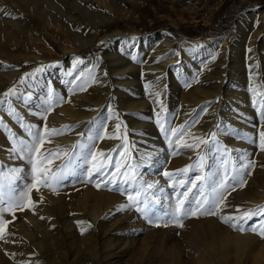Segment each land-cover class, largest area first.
<instances>
[{
  "label": "rangeland",
  "instance_id": "obj_1",
  "mask_svg": "<svg viewBox=\"0 0 264 264\" xmlns=\"http://www.w3.org/2000/svg\"><path fill=\"white\" fill-rule=\"evenodd\" d=\"M4 1L7 7L15 14L28 18L27 24L32 25L35 30L36 40L34 43H29L30 46L23 39L18 40L17 42L20 45L12 47L13 49L11 48L14 50L13 53L11 52L12 56H7L8 54L0 56V67L4 66L7 68L5 72L2 70L0 73L17 71L15 82L7 89L0 91V97L14 85L17 86L19 92L27 95L30 90L27 87V81H25V84H20V79L26 77L29 72L35 71L37 67L49 65V63L56 65V67L47 68L38 77L43 83L51 85L54 92L64 99V102L56 105L52 112L59 111L62 114L70 115L68 104L66 103V100L70 98L75 103L71 107L76 112H83L82 114L87 116L77 120V122L74 121V123L65 122L60 129L67 125L71 131L66 133L76 136L77 139L75 141H77L81 139L79 133L87 132L93 126L92 122L108 118L109 133L114 130L116 123L122 125L121 131L127 135L129 144L134 146V158L141 152H145V149L137 148L136 145L139 143L146 145L153 141L155 143L154 152L151 155L153 157V166H145L141 171L146 180L159 181L160 185L165 188V193L170 194L171 189L168 187V182L161 175L162 171L176 172L188 166L193 163V159H190V157H194L195 153L177 148L176 151L179 154L176 156L171 155L173 147L168 144L165 136L155 124L158 106L150 96V91L161 92L160 100L165 107V116L171 121L173 127L183 128L190 125L187 128L188 133L199 137H205L209 132H216L219 128L221 135L217 139L225 147L233 150H239L238 147L246 142L235 138L237 131L248 133L257 140V145H251L246 142L248 146L246 151L252 153L250 159H255L257 166L252 170L251 175L246 177V186L228 195V199L225 202L226 207L222 214L238 215L239 213L236 212L237 208L242 211L264 208V199L260 200L257 197V204H252L245 198V194L248 196L253 195L255 189L253 183L255 184L258 181L259 184L264 185V158H262L264 152H260L258 149L259 132L264 131V125L260 122L259 112L253 104L252 92L249 88L251 86L256 87L261 94H264V17H260L261 12L264 11V1L234 0L232 5L240 3L239 8L232 9L231 13L227 9L223 16L219 14L218 18H215L214 16L219 9L223 11L226 8L227 0H75L78 6L83 7L84 10L88 11L90 9L88 12L107 19L96 30H92V24L86 25L83 22L77 9H71L69 6H64L65 9L61 8L62 11L59 14L57 13L58 16H55L57 19L56 23H51L45 27L41 20L29 16L26 11L19 9L20 6L19 8L15 7L13 0ZM237 11L238 13L233 16L234 12ZM225 15H228V17H224ZM222 17L226 20L223 21ZM249 18H251V22ZM76 19L80 20V24L74 22L77 21ZM218 23H223L222 27H217ZM249 23L250 28H247L246 26ZM248 29H251V31ZM257 29L259 32L256 34L254 30L257 32ZM213 30L214 34L211 35ZM9 32H0V42L5 46H8L10 41L16 42L14 40L17 34L15 32L12 33V30ZM130 32H135L142 37L165 34L173 39L171 52L174 54V59L168 64L164 72H159L158 70L160 69L158 67L168 61V59L162 61V57L158 55L160 51L157 48L160 45H156V47L149 50L153 53L151 56L148 54L147 49L133 46L130 43H126L128 44L126 46L121 39L111 36L113 33L126 35V33ZM208 32L211 33L208 34ZM242 34L246 37H244V43H242L243 57L238 61L237 69L232 70V65L226 59L223 69L219 71L220 73L210 75L209 72L215 71V67H218L217 62L221 56L230 52L231 46ZM107 36L108 38L104 39ZM22 41L24 43H19ZM217 41H223V52H217L214 60H204L195 70H193V66L189 67L190 65L182 64V52H192ZM194 46L196 47L194 48ZM112 47H114L113 53H118L123 58L119 65L128 64L126 65L127 67L131 66L130 70L126 72L132 75V78L128 76L129 81H132L124 87H119L120 92H124L120 98L121 106H118L116 93V85L118 87V84L114 80L116 77L110 74L106 57L107 51ZM193 48L194 50L190 51ZM2 50L1 47L0 51ZM135 50L136 53L134 55L133 51ZM75 58H79L84 62L91 58H98L102 62L104 67L102 75L108 81L106 88L108 92L107 98L112 111L114 110L116 113V123H110L109 111H107V108H102L99 103L93 102L90 106L83 105L87 101L86 98L88 100L89 98H102L100 94L104 93L101 85L102 80L99 79L96 69H94L96 83L91 84L83 92L69 94V85L65 83V80L71 78H66L65 72L72 70ZM88 68L91 67L86 68L82 64L77 67L76 71L83 69L84 73L87 74ZM255 74L258 75L259 79L254 78L256 77ZM256 79H258L259 84L255 85L254 81ZM186 81L191 84L190 87L185 86ZM232 85L235 89L240 88L245 93L243 100L246 102V107L240 108L238 106L239 100L237 99H233L234 101L229 100L231 99L229 92ZM149 86H152L151 89ZM42 88L31 89L32 99L34 98V92ZM212 88H214V91H218L215 92L214 97L200 100L194 105L191 96L194 95L196 89ZM125 89L129 91L126 93ZM257 99H259V96ZM133 102L145 103L146 105L143 108L141 107L142 109H139V111L127 108ZM31 103L32 100L29 104ZM13 107L15 106L13 105ZM17 112L19 113L18 110ZM6 115L13 123H16L8 113ZM184 115L186 116L185 120L179 118L180 116L184 117ZM71 117L75 116L71 115ZM24 121L28 123V119H24ZM38 123L39 125L37 126L42 128L43 120L39 118ZM207 125L209 127L206 132L204 129ZM226 129L230 130L233 135H229L225 131ZM23 134L26 135L25 133ZM0 135L6 141L0 145L1 160V153H7L10 144L3 129H0ZM107 139L97 141L98 151L100 145L103 142H107ZM186 139L191 140V136H186ZM120 143L121 141L118 140L117 145L119 146ZM69 147V145H65V148ZM112 151L107 149L105 153ZM6 158L9 163L22 162L11 161L8 157ZM115 158L116 156L113 153V159ZM60 163L61 161L59 160L55 161L53 167H58ZM209 163H212V161H209ZM25 172L27 171L25 170ZM24 182L23 180L18 181L20 184ZM87 189L98 192L92 184L82 183L67 184L59 195L53 194L47 189H42L39 193L34 191L32 194L33 200L37 204L35 213L42 212L41 214L44 215L43 220L46 221L48 219L47 222L52 224V227L48 229L50 234L40 240V243H42L40 253L42 254L37 253L39 251H30L31 247L26 249L27 253L22 254L21 250L24 251L25 243H18L14 236L18 235L19 232H16L15 226L9 224L7 242H5V245L0 246V254L3 255V258L5 259L7 256L6 261L14 264H24V262L27 263L29 261H33L32 263L35 261V263L37 262L36 264H52L47 259H52L53 253L58 251L60 258L64 256L70 257V264H172V261L177 264H194V259L191 258L194 255L193 253L196 252L194 246L202 253L204 249H207L204 237L209 231L207 227L211 220L215 221L216 219L220 227H224L232 233H239V231H234L224 225L217 217L190 218L185 222L188 227L184 229H177L171 226L168 228L150 227L134 210L124 212L118 210L121 204L126 203L125 195L104 189L99 191L109 194V202L102 206L101 214L94 219L91 216L93 202L88 200V202L84 203L82 199L84 191ZM45 193L51 197L45 196ZM41 196L43 197V203L40 202ZM164 203L167 204V201H164ZM26 211L32 212L27 209L21 211V213L17 211L14 220L10 215L7 217L12 218L11 221L23 222ZM228 212L229 214H227ZM105 217L107 218L105 219ZM49 218L54 220L55 223L49 221ZM262 219H264V216L257 214L247 222L245 227L256 226ZM78 221L84 222L85 226L90 223L93 227L82 235L77 229L78 227H76ZM244 234H251L256 238L257 243L264 244V238L258 234L251 232ZM70 235L77 238H88V241H84V248L79 250V252L73 251L74 247L70 245L72 242V239H69ZM52 242L53 244H51ZM49 243L50 246H48ZM226 264L236 263L230 260ZM244 264H264V251L259 255L258 250H254L251 255H247Z\"/></svg>",
  "mask_w": 264,
  "mask_h": 264
},
{
  "label": "snow or ice",
  "instance_id": "obj_2",
  "mask_svg": "<svg viewBox=\"0 0 264 264\" xmlns=\"http://www.w3.org/2000/svg\"><path fill=\"white\" fill-rule=\"evenodd\" d=\"M196 46H194L195 48ZM190 49V51L194 50ZM215 59V55L212 56ZM85 62L79 58L74 59L72 70L65 72V83L69 85V94L85 91L91 84L96 83L93 64L88 68L87 74L83 69L76 71L79 65ZM56 65L37 67L22 77L20 84L30 89L28 94L19 92L13 86L0 97V111L6 110L8 115L19 125L25 136L17 135L7 124L0 120V129L7 134L9 141L7 157L11 161H22L29 169L20 166H10L0 160V240L6 241L10 221L6 216L15 219L17 211L31 210L35 214L37 204L33 200V192L39 193L47 189L59 195L67 184H92L97 190L104 189L126 196V203L118 209L121 212L134 210L142 217L147 225L155 228L175 227L184 229L185 222L190 218L217 217L224 225L240 233H256L264 238V219L256 226L246 228L245 225L253 216H264V208L258 210L242 211L237 208L238 215H223L226 200L231 192L243 189L247 184L246 177L256 168L255 159H250L252 153L248 151L233 150L220 143L217 137L221 135L219 128L216 132H209L205 137L188 133L189 126L173 127L165 116V107L160 100L161 92L150 91L153 102L158 106L155 124L165 136L168 144L173 147L172 156L179 153L177 148L195 153L193 163L176 171L163 170L161 175L168 182L171 193H165V188L159 181H149L144 178L141 171L145 166H153V157L148 153H140L133 157L134 146L129 144L127 135L121 131L122 125L115 124L114 130L109 133L107 119L92 122L93 126L87 132L79 133L78 139L69 148H57L55 151L45 152L44 145L52 137L64 135L71 131L67 125L61 129L49 128L45 123L43 128L35 123H26L17 112L13 104L28 105L32 100L31 89L46 88L44 99L34 105L36 111L31 113L43 121H47L53 108L64 102L62 96L54 92L53 87L43 83L38 77L47 68ZM74 72L76 73L74 75ZM186 87L191 84L186 81ZM150 89L152 86H149ZM253 104L259 112V119L264 125V94L256 87L250 89ZM259 96V99L257 97ZM116 117L113 110L111 117ZM233 135L230 130H225ZM191 136V140L186 139ZM117 139L121 143L113 159L112 152L97 150V141ZM235 138L257 145V140L250 134L237 131ZM258 149L264 152V131L259 132ZM61 161L58 167H53L55 161ZM212 161V163H209ZM206 169H208L206 171ZM25 181L20 184L18 181ZM167 201V204L164 203ZM43 203V197H40ZM44 219V217H40ZM107 217H105L106 219ZM77 227L83 235L93 226L78 221Z\"/></svg>",
  "mask_w": 264,
  "mask_h": 264
},
{
  "label": "bare ground",
  "instance_id": "obj_3",
  "mask_svg": "<svg viewBox=\"0 0 264 264\" xmlns=\"http://www.w3.org/2000/svg\"><path fill=\"white\" fill-rule=\"evenodd\" d=\"M13 1H14V4H15V7L19 8V6H20L19 9H22V10L26 11L29 16H33L34 18H36L38 20H41V22L43 23V26H45V27L49 26L51 23H56L57 22V19H56L55 16H58L57 13L59 14L62 11L61 8H64V6H69V8H71V9H77L80 12V17L83 19V22L86 25H91L92 24V30L98 29V27L101 24H103L105 22V20H107L106 18H104L102 16H97L95 14H92V13L88 12L90 9L88 11H86V10L83 9V7L82 8L79 7L75 0H13ZM260 17L261 18L264 17V11L261 12V16ZM251 18H249L250 22H251ZM76 20L77 21H74V22H77V24H80V20L79 19H76ZM28 21H29L28 18H26V17L23 18V17L15 14L11 9H9L7 7V5L5 4L4 0H0V32L1 33H8L9 31L11 32V30H12V33L15 32L17 34V36L15 37V40H14L16 42H11L10 41L8 46H5V45H3L0 42V48L2 47V49H3L2 51H0V56L2 54H8L7 56H12L11 52L13 53V51H14V50H12L13 49L12 47H16L17 45H20L17 42L18 40L23 39V41L28 43V44L32 43V42L33 43L35 42L36 33H35V30L33 29L32 25L27 24ZM246 27L250 28V23ZM248 30L251 31V29H248ZM254 31H255L256 34L259 32V30L257 32H256V30H254ZM111 36L117 37L118 39H121L122 42H124L125 44L126 43H128V44L130 43L133 46H139L141 48L147 49L148 52H149L148 53L149 55L153 54V53H151L149 51L151 48L156 47V45H160L157 48L158 51H160V53L158 55L160 57H162L161 58L162 61H165L167 59H168V61H165L161 66L158 67V69H160V70H158L159 72H164L165 68H167L168 64H170L172 62V60L174 59V54L171 52V46L173 44V39L168 37L165 34H157V35H150V36H143L142 37V36H138L135 32H130V33H126V35H121L119 33H113V34H111ZM244 37H246V36L242 34V36L237 41H235L233 43V45L231 46L230 52L224 53L221 56L220 60L217 62V66L218 67H215L216 68L215 71L209 72L210 75L211 74L220 73L219 71H221L223 69V65L225 64L226 59L229 60L230 65H232V70L237 69L238 64H239L238 61L240 59H242V57H243V55H242L243 54L242 43H244V40H243ZM106 38H108V36L105 37L104 39H106ZM23 41L19 42V43H24ZM128 44H126V46ZM29 46H30V44H29ZM113 49H114V47L109 48V50L106 53V57H107V60H108V63H109L110 74L114 75L116 77L114 80H115V83L118 84V87L116 85L118 106H121L122 104H121V99L120 98L122 97V94L124 92L123 91L120 92L119 87L120 86L124 87L130 81H132V80L129 81V79H128V76L132 78V75L130 73L126 72L127 70H130L131 66L129 65L127 67L126 65H128V64L119 65L120 62L123 61V58H121L120 55H118V53L114 54L113 53L114 52ZM133 52H134V55H135L136 50L133 51ZM217 52H223V41H217V42H215V43H213V44H211L209 46L200 47V48H198V49H196V50H194L192 52H182L183 53L182 54V57H183L182 64L186 65V66L190 65L189 67L193 66L194 67L193 70H195V69L198 68V66L201 65V63L204 60H206V59H207V61H208V59L211 60L212 56L215 55ZM156 53H157V51H156ZM3 57H4V55H3ZM228 57H229V59H228ZM253 59L255 60V58H253ZM263 60H264V58H263ZM251 62H250V65H251ZM130 63L133 65L132 62H130ZM51 64L52 63H49V65H51ZM93 64L96 65V68H95L96 69V73L99 75L98 76L99 79L102 80V84L101 85H102V90L104 91V93L100 94V96L102 95V98H99V97H96V98H93V99L89 98V100H88V98H86L87 101H85L83 103V105L90 106V105H92L93 102H95L97 104L99 103L102 108H107V111H109V114H110L109 117H111L112 109H111V106H110V104L108 102V98H107L108 97V92H107V89H106L107 86H108V81H107V78L102 75L103 70H104L103 64H102L101 61H99L98 58H91V59H88L84 63V66L86 68L87 67H92ZM214 65H215V63H214ZM6 69L7 68H5L4 66L0 67V71L3 70L5 72ZM4 72L0 73V91L10 87L15 82L16 77H17V71L16 70H14L12 73H4ZM257 76L258 75H256V77H254V78H258ZM258 79H256L255 81L253 80L255 82V85L259 84L258 83ZM47 83H48V81H47ZM233 85L231 86V90L229 92V95H230V98H231L229 100L230 101H234L233 99H235V100L237 99V100H239L238 106H240V108L241 107H246V102H245V100H243V98H245V93L240 88L235 89V87ZM251 87H249V88L251 89ZM213 89L214 88H212V89H204V90L196 89V91H194L195 92L194 95L191 96L193 98L194 105H196V103L199 102L200 100H204V99L206 100V98L207 99L211 98L215 94V92L217 91V90L214 91ZM37 90L41 91V92H38V91L34 92V98L32 99V103L31 104L24 105L23 103H20V104L14 103L13 105L17 108V110L19 111L20 115L24 119H28V123H35L36 125H39V123H38L39 122V117L34 116L31 113L36 111L34 105L36 103L41 102L44 99V96H45V93H46V88L37 89ZM122 90H123V88H122ZM128 91L129 90L125 89L126 93ZM73 102H74V100L70 99V98H68L66 100V103L68 104V108H69L68 111H70V115L69 114H67V115L66 114H62L59 111L51 112L48 115L47 121L46 122L43 121L44 124L42 125V128L44 127V125L46 123L49 128L60 129L61 125H63V123H65V122H73L74 123V121L77 122V120H79L81 118H84V117H87L86 114L85 115L82 114L83 112L82 113L76 112L75 109H73L71 107L72 104H75ZM145 105H146L145 103L133 102L132 105L127 107V108L137 109L139 111V109H142ZM247 106H248V104H247ZM6 113H7V110H6V106H5L4 110L0 111V120H4V122L8 125V127L13 132H16L17 135H22V136L26 137V135H24L22 133L19 125L16 124V123H13L12 120L6 115ZM71 115L75 116V117H71ZM185 115H186V113H185ZM185 115H184V117L180 116L179 118H182V119L185 120V118H186ZM110 119H111V121H110L111 124L112 123H116V117L110 118ZM208 127L209 126L207 125V127L205 129L203 128L204 131L207 132ZM76 139H77L76 136H74L71 133L70 134L65 133L64 135H61V136H55V137L51 138L50 142L45 143L43 150L45 152H50V151H55L57 148H65V145L71 146L72 144H74L76 142L75 141ZM0 141H1L0 145H2V143L4 144V142H6L5 138L2 135H0ZM117 141L118 140H115V139H111V140L107 139V142H103L100 145L99 151L105 152L107 149H110V151L113 150L112 153H114V155L116 156V152L119 151V148H118V145H117ZM136 142H138V141H136ZM152 142H150V144L147 143L148 145L147 144L144 145V144L138 142L139 144L136 145V147L137 148H139V147L143 148V149H145L144 150L145 152H148L150 155H152V153L154 152V144H155L154 142L153 143ZM238 148H239V150L246 151L248 149V146H247V144L245 142L244 144H242ZM141 153H143V152H141ZM6 157H7V153L2 152L1 153V160L5 164L10 165V166H20V167H23L26 171H28V168L25 166L24 162H18V163L12 162V163H9V161L6 160L7 159ZM262 158H264V154L262 155ZM253 185H255V189L253 191V195H249L248 196V195L245 194V196H246L245 198H246L247 201H250L252 204H257L256 203L257 202L256 201L257 197H259L260 200L264 199V193H263L264 192V185L262 186V184H259L258 181L255 184L253 183ZM242 193H243V191H242ZM44 195L48 196V197H51L49 194H46V193ZM109 198H110L109 194L104 193V192L99 191V190H98V192H95L94 190H91V189L85 190L84 194L82 196V199H83L84 203L88 202V200L93 202L92 203L93 205L91 207V216L94 219L99 214H101L102 206L109 202ZM90 201H89V203H90ZM20 213H21V211H20ZM41 213L38 212V213L33 214L32 212L26 211L24 213L25 218L23 219L24 220L23 222L13 221L14 219L11 221L12 218L6 216V219H8L10 221L9 224L15 226L16 227L15 230H17L16 232H19L18 235L14 236V238L17 239L18 243H20V244L21 243H25L24 251L21 250L22 254L27 253L28 251L26 249L29 248V247H31V249H29L30 251L35 250V251H39L37 253L42 254V253H40L41 252V244H42V243H40V240L43 239L42 237H46V236H48L50 234V232H48V229H50L49 227H52V224L47 222L48 219L46 221L41 219L40 217H42V216L44 217V215L41 214ZM48 213H45V214H48ZM51 213H52V211H51ZM227 214H229V212ZM64 217H66V216H64ZM49 221H51L52 223H55L54 220L50 219ZM205 223H206V221H205ZM207 228L209 229V231H208L207 235L204 237L205 240L204 239L203 240L206 242V245L208 247L206 245H202V246H206V248H207V249H204V251L202 253V252H200L197 249L196 246H194V249H196V252H194L193 253L194 255H192V257H191L192 259H194V264H219V263L226 264L227 261H230V260H233L236 264H244V260L246 259L247 255H251V253H253L254 250L257 249L259 255H261L262 252L264 251V244L257 243L256 242V238L253 237L250 234V235H247V236L250 238L251 243L248 246L246 253H244L242 255H237L232 250V248L227 245V242L229 241V239L234 234H237V233H232L230 230H228V229H226L224 227H220L218 225V223L216 222V219H215V221L211 220L210 223L208 224ZM8 229H10L9 226H8ZM75 237L76 236H71L70 235L69 239L70 238L72 239V242H71L70 245H71V247H74L73 248L74 252H79V250L84 248V246H85V242L84 241L87 240L88 238L87 237H82V238H77L76 237L75 238ZM6 239H7V236H6ZM51 244H53V242ZM1 245H5V241L4 240H0V246ZM6 245H8V244H6ZM48 246H50V243H49ZM47 256H49V255H47ZM52 256H51L52 259H47L52 264H70L71 263L70 260H69L70 257H66V256L63 255L64 257L60 258L58 251L53 253ZM6 257L4 259L3 255L0 254V264H14V263L7 262L6 261ZM30 260H32V259H30ZM16 261H15V263H16ZM178 261H179V259H178ZM187 261H189V260L187 259ZM32 262L33 261H29L27 263L24 262V264H31ZM172 262H173L172 264H177V263H174V261H172ZM253 262H255V260H253ZM36 263L34 261V263H32V264H36Z\"/></svg>",
  "mask_w": 264,
  "mask_h": 264
},
{
  "label": "clouds",
  "instance_id": "obj_4",
  "mask_svg": "<svg viewBox=\"0 0 264 264\" xmlns=\"http://www.w3.org/2000/svg\"><path fill=\"white\" fill-rule=\"evenodd\" d=\"M188 226L185 225V228ZM251 241L250 238L246 234L237 233L234 234L229 241L227 242V245L232 248V250L237 255H242L246 253L248 246L250 245Z\"/></svg>",
  "mask_w": 264,
  "mask_h": 264
},
{
  "label": "crops",
  "instance_id": "obj_5",
  "mask_svg": "<svg viewBox=\"0 0 264 264\" xmlns=\"http://www.w3.org/2000/svg\"><path fill=\"white\" fill-rule=\"evenodd\" d=\"M233 1H234V0H227L226 8H225L223 11H222L221 9H219V11L215 14L214 17H215V18H218V15H219V14H220L221 16H223V14L227 11V9H229V10H230V13H231V10H232V9L235 10V8H237V7L239 8L241 4L238 3V4L235 5V3H234V5H232ZM235 1H236V0H235ZM261 1L263 2L264 0H261ZM231 5H232V6H231ZM230 6H231V7H230ZM229 7H230V8H229ZM237 13H238V11H237V12H234L233 16H235ZM224 17L227 18L228 15H225ZM222 18H223V17H222ZM220 19H221V17H220ZM214 20H215V19H214ZM225 20H226V19L223 18V21H225ZM214 24H215V23H214V21H213V25H214ZM222 24H223V23H220V24L218 23V24H217V27H218V26H221V27H222ZM210 31H211V29H210ZM218 32H220V31H218ZM210 33H211V32H208V34H210ZM212 34H214V30L212 31L211 35H212Z\"/></svg>",
  "mask_w": 264,
  "mask_h": 264
}]
</instances>
